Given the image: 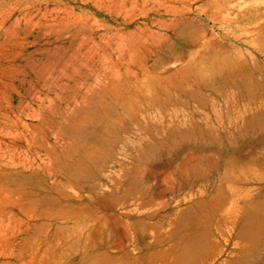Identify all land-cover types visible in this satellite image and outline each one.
<instances>
[{
    "label": "rangeland",
    "instance_id": "1",
    "mask_svg": "<svg viewBox=\"0 0 264 264\" xmlns=\"http://www.w3.org/2000/svg\"><path fill=\"white\" fill-rule=\"evenodd\" d=\"M257 205L264 0H0V264H264Z\"/></svg>",
    "mask_w": 264,
    "mask_h": 264
},
{
    "label": "bare ground",
    "instance_id": "2",
    "mask_svg": "<svg viewBox=\"0 0 264 264\" xmlns=\"http://www.w3.org/2000/svg\"><path fill=\"white\" fill-rule=\"evenodd\" d=\"M258 207H264L263 205H257ZM248 219L246 220V222L244 223V230L245 231H251L252 233H254L255 231H257V229L259 228V223L256 224H252L251 221L253 219H255V212L249 213L248 214ZM197 248V244L195 241L189 242L188 248H187V253H192L196 250Z\"/></svg>",
    "mask_w": 264,
    "mask_h": 264
}]
</instances>
